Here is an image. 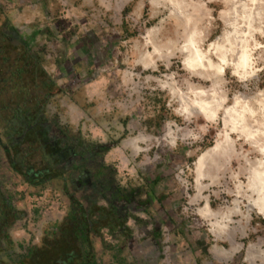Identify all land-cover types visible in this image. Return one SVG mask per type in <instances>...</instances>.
<instances>
[{
    "label": "rangeland",
    "instance_id": "rangeland-1",
    "mask_svg": "<svg viewBox=\"0 0 264 264\" xmlns=\"http://www.w3.org/2000/svg\"><path fill=\"white\" fill-rule=\"evenodd\" d=\"M231 23L243 25L241 32L264 44V0H0V27L21 37L14 46L25 41L43 55L48 77L63 90L46 107L50 134L59 137L62 129L85 143L108 146L101 159L112 183L139 192L143 208L129 209V226L136 236L144 227L153 229L161 244L150 241L143 256L155 257L139 264H264V214L249 207L245 197H257L246 188L236 195L237 183L247 185L251 169L264 161V49L253 53L255 76L240 80L226 70L224 107L236 111L233 117L221 111L214 123L203 114L186 121L174 111L180 103L168 106L173 83L185 92L188 80L207 93L214 81L190 78L175 57L160 58L194 28L207 26L211 44ZM147 56L158 71L137 63ZM168 122H174L175 149L168 143ZM189 132L200 139L183 140ZM220 145L199 177V159ZM7 168L0 151V172L7 176ZM23 207L32 209L25 202ZM207 208L216 216L205 217ZM95 246L100 264H120L122 257L135 264L127 250L116 260L97 239Z\"/></svg>",
    "mask_w": 264,
    "mask_h": 264
},
{
    "label": "flooded vegetation",
    "instance_id": "flooded-vegetation-1",
    "mask_svg": "<svg viewBox=\"0 0 264 264\" xmlns=\"http://www.w3.org/2000/svg\"><path fill=\"white\" fill-rule=\"evenodd\" d=\"M1 31L9 36L12 43H20L21 37L17 32L11 33L10 27H0ZM6 116L10 120L13 119L11 113ZM38 118H43V122L47 121L42 122L43 129L38 131L32 145L20 143L17 149L15 146L24 135L21 136L12 130L14 124L6 126V129L0 125L3 130L2 139L8 142V146L0 144V151H3L8 163L7 176L0 172V218L4 215V206L7 207L4 211L11 213L4 216L10 224L1 230L0 247L6 252L10 247H14L13 259L19 261V256L26 253L28 248L40 246L47 230L53 231L56 225L65 222L70 217L75 203H80L97 229H101L98 233L100 236L93 237L94 245L97 239L98 243H102L103 249L106 247L114 254L112 258L116 260H119L124 250L132 255L135 264L154 259V255L144 258L143 252L148 249L150 241H159V235L146 227L144 234L136 236L133 233L127 213L132 208H143V203L138 201V191L120 189L104 171L101 158L108 146L85 143L62 129L58 130L59 137L53 138L50 134L52 123L45 110ZM20 185L33 190L30 195L36 200H33L35 203L32 202L30 211L22 210L15 201ZM97 198L103 201L104 205H101ZM85 201L90 202L89 208ZM21 229L27 231L30 238L18 241L15 232ZM109 238L113 240L111 243ZM158 246L161 247V244ZM13 251L0 255V264H11L10 258L6 260V256ZM120 264H127V260L122 257Z\"/></svg>",
    "mask_w": 264,
    "mask_h": 264
},
{
    "label": "trees",
    "instance_id": "trees-1",
    "mask_svg": "<svg viewBox=\"0 0 264 264\" xmlns=\"http://www.w3.org/2000/svg\"><path fill=\"white\" fill-rule=\"evenodd\" d=\"M21 44L14 46L9 36L0 32V125L6 129V126L14 124L16 128L12 130L24 135L15 149L24 143L32 145L38 131L43 129V118L38 116L46 111L47 106L56 103L52 101L54 97L63 93L48 77L42 64L43 55L33 52L25 41ZM10 113L12 120L6 116ZM0 144L8 146V142L2 138ZM4 209L7 207L2 208L4 215L0 218V234L10 224L4 216L11 213ZM260 222L264 225L263 220ZM54 228L53 231L47 230L40 246L28 248L26 253L19 256V261L13 259L14 247L7 249V252L0 247V255L13 251L6 256V260L10 258L11 264H100L93 237L101 229H97L80 203H75L70 217Z\"/></svg>",
    "mask_w": 264,
    "mask_h": 264
},
{
    "label": "clouds",
    "instance_id": "clouds-1",
    "mask_svg": "<svg viewBox=\"0 0 264 264\" xmlns=\"http://www.w3.org/2000/svg\"><path fill=\"white\" fill-rule=\"evenodd\" d=\"M241 27L243 25L238 26L235 23L227 24L224 34L211 44H207V26L203 29L197 27L191 32L185 33L182 43H173L171 48L164 49V54L160 58L165 61L173 57L179 59L184 69L190 73V78L191 76H198L201 80L214 81L213 87L207 93L198 91L197 88L199 86L190 84L188 80L184 81L186 86L185 92H181L180 88L175 87L173 83L169 89L171 100L168 106L171 108L174 103H180V107L174 109V111L177 115L182 116L184 120L191 121L193 119L194 113L192 109L199 110L208 121L213 123L221 111H224L228 116H232L235 113V107H224L228 103L227 92L223 91V85L226 83L224 80L225 72L226 70H231V76L239 77L240 80H247L255 76L259 69H256L252 56L258 49H264V44L254 40L248 33L241 32ZM229 28L232 31H228ZM260 35L264 36V32H260ZM249 42H251L252 47L248 46ZM206 44L207 47L205 48ZM237 52L240 53L239 56H237ZM261 56L264 57V51L261 52ZM211 57L215 58V62H213ZM137 63L143 65L145 69L150 68L153 72L158 71L156 63L152 60L151 56L140 59ZM168 66L165 63V67ZM172 79V76L167 77L169 81ZM161 87L169 88V85L163 83ZM260 95L264 96V92H261ZM205 96L209 97L207 102L203 99ZM236 103L238 106L240 101L237 99ZM260 114L264 118V107H262ZM242 119L243 117H240L241 122ZM232 124L231 131L235 132L237 130L236 121L233 120ZM166 126L169 128L167 133L168 143L171 148L175 149L177 147V139L175 133L171 131L174 122H168ZM189 138L193 142L200 139L199 135L193 132H189L182 139L188 140ZM137 150L143 151V149ZM188 155H191V153H188ZM233 179H236V177H233ZM181 183L187 186L186 181H181ZM197 183L199 184V180ZM205 187H210V185H206ZM236 188L237 196L241 194L244 188L247 189V192L253 193L257 199L253 200L251 196H246L245 198L261 214H264V161H258L257 167L251 169L247 185L237 183Z\"/></svg>",
    "mask_w": 264,
    "mask_h": 264
},
{
    "label": "bare ground",
    "instance_id": "bare-ground-1",
    "mask_svg": "<svg viewBox=\"0 0 264 264\" xmlns=\"http://www.w3.org/2000/svg\"><path fill=\"white\" fill-rule=\"evenodd\" d=\"M57 3V2H56ZM53 5H54V3H53ZM72 6V5H71ZM66 7H67V5H66ZM69 10V9H68ZM88 14V13H87ZM70 17V16H69ZM80 19V18H79ZM60 23V22H59ZM19 71V70H18ZM2 78V77H1ZM5 80V79H4ZM205 102H207V101H205ZM192 112L194 113V115H199V114H202V113H200L199 112V110H197V109H192ZM243 113V112H242ZM240 115V114H239ZM242 116V115H241ZM233 117V116H232ZM261 125V124H260ZM259 125V126H260ZM262 125H263V123H262ZM241 126V125H240ZM264 127V126H263ZM246 128H244V132L245 133H247L246 131ZM248 131V130H247ZM259 132H260V130H259ZM262 132V131H261ZM250 134V133H249ZM248 134V135H249ZM251 134H253V133H251ZM250 134V135H251ZM257 136V135H256ZM258 137V136H257ZM249 138V137H248ZM255 145V144H254ZM220 147H221V145L220 146H217V148H214V149H211V150H209L206 154H204L200 159H199V161H198V163L196 164V169H195V171H196V173L198 174V176L199 177H201L202 175H203V172H204V169H205V166H206V163H205V161H206V159L211 155V153L212 152H215V151H217V150H220ZM222 148V147H221ZM262 152L264 153V150H262ZM249 207L250 208H252V209H256L254 206H253V204H250L249 205ZM259 212V211H258ZM203 214V213H202ZM216 215L209 209V208H207V209H205V217H215ZM218 254V252H215V254ZM229 259V258H228ZM218 261H221L220 259L218 260ZM226 261H227V259H226Z\"/></svg>",
    "mask_w": 264,
    "mask_h": 264
},
{
    "label": "crops",
    "instance_id": "crops-1",
    "mask_svg": "<svg viewBox=\"0 0 264 264\" xmlns=\"http://www.w3.org/2000/svg\"><path fill=\"white\" fill-rule=\"evenodd\" d=\"M17 178H19L20 176L18 175H15ZM22 191V193H21ZM32 188H25L23 189V187H21V185L18 187V193L20 194V198H21V201L17 202V206L19 208H21L22 210H24V207H23V203L25 202L26 205L28 206V204H32V202H34L36 200V198H33V195H30L32 194ZM17 196V195H16ZM17 196V198L19 197ZM12 199V198H11ZM34 200V201H33ZM35 203V202H34ZM15 237L17 239H19L18 241H21L22 239H27V238H30V234L27 232V231H24V230H20V231H16L15 232Z\"/></svg>",
    "mask_w": 264,
    "mask_h": 264
}]
</instances>
